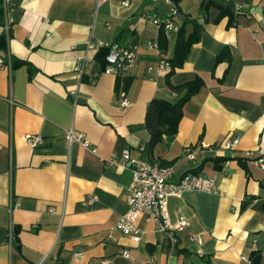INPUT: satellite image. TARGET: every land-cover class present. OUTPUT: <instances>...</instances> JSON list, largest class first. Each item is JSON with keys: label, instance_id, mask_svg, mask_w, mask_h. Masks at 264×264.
<instances>
[{"label": "crops", "instance_id": "crops-1", "mask_svg": "<svg viewBox=\"0 0 264 264\" xmlns=\"http://www.w3.org/2000/svg\"><path fill=\"white\" fill-rule=\"evenodd\" d=\"M98 1L5 0L0 264H264V169L257 162L264 158V0H176L183 15L176 23L195 36L169 81L202 86L184 105L177 135L152 153L143 150L150 137L140 128L149 103L180 98L167 85L178 33L151 22L170 7L164 0H130L127 8ZM99 42L137 47L135 67L121 76L122 87L129 83L122 88L127 108L115 103L119 77L104 72ZM72 129L88 148L69 144ZM29 135L43 144L33 148ZM228 139L238 141L234 150L222 149ZM127 149L132 159L172 167L171 183L193 172L215 180L218 191L170 197V223L185 218L188 227L167 234L140 219L135 243L117 229L129 210ZM114 158L118 164H108Z\"/></svg>", "mask_w": 264, "mask_h": 264}, {"label": "built area", "instance_id": "built-area-1", "mask_svg": "<svg viewBox=\"0 0 264 264\" xmlns=\"http://www.w3.org/2000/svg\"><path fill=\"white\" fill-rule=\"evenodd\" d=\"M111 0H99V5ZM170 7V12L166 17L153 16L151 22L158 28H163L167 35L178 33L180 26L176 20L180 18V10L174 0H164ZM122 7L127 8L130 6V0H121ZM242 5L237 4V13L242 9ZM3 30L7 36H10L9 22L6 17L5 26ZM98 50L107 49L106 56L107 66L104 70L106 74H114L116 76H125L129 74L135 67L137 62V47L127 46L121 47L119 44H104L99 42L97 44ZM8 67L11 68V60L8 59ZM5 66V61L0 58V68ZM87 61L80 62L77 67V72L82 76L85 72ZM162 66L168 68L167 62L162 61ZM116 105L120 108H127L130 102L127 99L126 93L121 91L116 96ZM66 139L69 144L80 143L85 148L89 147L84 134L75 132L73 129L66 132ZM25 140L33 147L37 148L43 144L41 136H26ZM238 141L226 140L222 146L224 150H234ZM188 158L194 160L191 150H188ZM251 154H247L250 157ZM124 169L132 172V183L129 189L127 203L129 210L126 214L121 216L117 229L120 230L125 236H128L135 243L142 241V231L138 226V221L144 219L145 221L154 222L160 232L171 234L173 232H182L188 227V222L185 218H181L177 225L173 226L170 223L167 203L168 199L172 196L181 197L189 192H208L216 193L218 191L215 180L200 177L199 175L189 172L177 183H171L170 180L173 175L172 167H163L158 163H151L142 159H132L130 151L127 149L121 156ZM259 166L264 169V158L258 161ZM108 164L117 165L116 158L108 160ZM92 200L88 201L91 203ZM194 241L202 244L200 238H194ZM170 242L173 246L178 243L174 236H170ZM123 256L127 259L130 258L129 250H124Z\"/></svg>", "mask_w": 264, "mask_h": 264}, {"label": "trees", "instance_id": "trees-1", "mask_svg": "<svg viewBox=\"0 0 264 264\" xmlns=\"http://www.w3.org/2000/svg\"><path fill=\"white\" fill-rule=\"evenodd\" d=\"M174 2L176 3V0H174ZM6 17L5 0H0V53H8L10 37H8L6 32L3 30L6 22ZM180 18H183L182 14L180 15ZM161 29V31L163 32L164 29ZM197 30L198 28L195 27V32ZM193 36H195V33H192V35L190 36L186 35L185 26L180 27L178 32L176 53L174 58L169 62L171 68L170 72L167 75V85L171 92L176 93L180 97L179 100L175 103H172L168 100L156 98L153 99L147 107L145 122L140 126V128L146 129L150 137L149 142L143 149L148 153H152L154 151V148L162 141H164L165 138L172 139L177 135L180 121L183 118L184 105L190 100L193 95H195L200 90V87L202 86V82L197 80L195 82L176 88L173 87L169 81L175 69L183 65L186 56L189 54L193 44ZM107 54V49L100 50L99 52V56L103 59H106ZM18 64H20V62L16 63L15 65ZM118 77L119 79L117 83V95L122 91V88L126 90L129 86L128 81L125 80L122 87V77Z\"/></svg>", "mask_w": 264, "mask_h": 264}]
</instances>
